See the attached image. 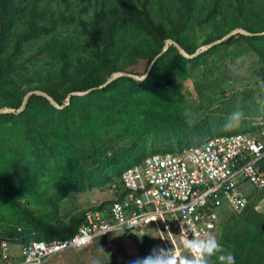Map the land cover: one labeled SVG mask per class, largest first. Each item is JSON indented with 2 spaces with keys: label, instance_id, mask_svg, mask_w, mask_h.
<instances>
[{
  "label": "trees",
  "instance_id": "16d2710c",
  "mask_svg": "<svg viewBox=\"0 0 264 264\" xmlns=\"http://www.w3.org/2000/svg\"><path fill=\"white\" fill-rule=\"evenodd\" d=\"M236 29L264 32V0H0V110L19 109L31 91L62 107L32 95L23 111L0 113V238L66 239L88 210L62 214L71 194L109 189L148 156L256 132L264 123V34L233 35L191 58L170 45L142 81L121 76L103 86L118 72L144 76L169 40L193 55ZM236 48L256 57L260 89L200 106L205 114L190 124L186 85L195 79L213 91L207 81ZM247 198L241 212L224 214L218 242L235 264H264L262 197Z\"/></svg>",
  "mask_w": 264,
  "mask_h": 264
},
{
  "label": "built area",
  "instance_id": "2783aa9c",
  "mask_svg": "<svg viewBox=\"0 0 264 264\" xmlns=\"http://www.w3.org/2000/svg\"><path fill=\"white\" fill-rule=\"evenodd\" d=\"M262 160L264 123L256 132L208 137L175 154L148 156L121 174L109 188L113 202L101 210L88 209L70 237L30 244L0 238V264H46L108 237L134 238L150 226L182 247V225L189 238L211 234L218 240L224 214L245 208L247 186L264 189Z\"/></svg>",
  "mask_w": 264,
  "mask_h": 264
},
{
  "label": "rangeland",
  "instance_id": "374dc122",
  "mask_svg": "<svg viewBox=\"0 0 264 264\" xmlns=\"http://www.w3.org/2000/svg\"><path fill=\"white\" fill-rule=\"evenodd\" d=\"M228 54L220 64V73L209 78L208 83L212 84L213 91L198 85L193 79L185 87V93L189 95V101L193 104L185 110V117L190 124L196 123L205 114L201 106L211 105V108L218 106L219 102L236 92H258L261 87L260 76L257 73L256 57L252 53L240 54L239 49H229ZM219 87L216 89V85ZM202 90L199 96L198 91ZM257 96V95H255ZM213 97L216 99L212 100ZM178 152V151H177ZM248 195L256 194L261 196L258 209L264 214V190L256 191L252 187L246 188ZM113 196L107 186H98L84 193L71 194L62 205V214L65 212L75 213L79 210L89 209L110 201ZM98 243H104V247H87L80 250L64 252L46 264H131L137 257H142L153 250L174 247L179 255H187L183 247L174 240H167L153 226L148 232L131 235L113 236L102 239ZM95 245V244H94ZM16 251L17 247L13 246ZM181 249V252H178Z\"/></svg>",
  "mask_w": 264,
  "mask_h": 264
},
{
  "label": "clouds",
  "instance_id": "9594fccd",
  "mask_svg": "<svg viewBox=\"0 0 264 264\" xmlns=\"http://www.w3.org/2000/svg\"><path fill=\"white\" fill-rule=\"evenodd\" d=\"M240 115L242 114L239 112L233 113V116L240 117ZM179 237L183 251L187 255H178L174 247L161 248L135 258L131 264H211L213 257H216L219 264H235L234 255L226 252L214 235L198 238L194 234L189 238L188 232L182 225Z\"/></svg>",
  "mask_w": 264,
  "mask_h": 264
},
{
  "label": "water",
  "instance_id": "95a60500",
  "mask_svg": "<svg viewBox=\"0 0 264 264\" xmlns=\"http://www.w3.org/2000/svg\"><path fill=\"white\" fill-rule=\"evenodd\" d=\"M237 34L247 35V36H254V35H262V34H264V32H262V33H256V34H251V33H248V32H246V31L242 30V29H236V30H233V31H231L230 33H228V34H227L226 36H224L222 39H220V40H218V41H215V42H213V43H210V44H208V45L203 46L202 49H201L199 52H196V53H194L193 55H189V54H187L185 51H183V50L180 48V46H179L177 43H175V42L172 41V40H169V41H167L166 45L164 46V49H163V50H162V51H161V52H160V53L154 58V60L150 63V65H149V67H148V69H147V73H146L144 76H142V77H138V76L129 75V74H126V73H123V72H118V73L114 74L111 78H109V79L105 82V84H104L103 86H105L106 84L110 83L111 81H113V80H115L116 78L121 77V76H128V77H131V78H133V79H135V80H137V81H142L143 79L146 78L148 72L151 70L154 61H155L160 55H162V54L168 49V47H169L170 45H173L174 47H176V48L180 51L181 55L184 56L185 58H191V57L196 56V55H198L199 53H201V52H203V51L209 49L210 47H212V46H214V45H218V44L224 42L225 40H227V39L230 38L231 36H233V35H237ZM91 90H93V89H90V90H88L87 92H84V93H70V94L67 95V98H66V99H67V101H68V100L70 99L71 96H74V95H77V94H79V95H84V94L88 93V92L91 91ZM32 95H40V96L46 98V99H47V100H48V101H49L54 107H56V108H62V107L58 106V104H57V103H56V102H55V101H54L49 95H47L46 93H43V92H41V91H31V92H28V93L24 96V98H23V102H22L21 106L19 107V109L14 110V109L5 108V109H1V110H0V113H19V112L23 111L24 108H25V105L27 104L28 99H29Z\"/></svg>",
  "mask_w": 264,
  "mask_h": 264
}]
</instances>
